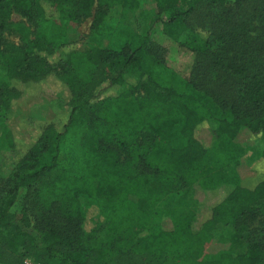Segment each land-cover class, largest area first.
<instances>
[{"label": "trees", "instance_id": "1", "mask_svg": "<svg viewBox=\"0 0 264 264\" xmlns=\"http://www.w3.org/2000/svg\"><path fill=\"white\" fill-rule=\"evenodd\" d=\"M202 1L229 7L245 0H156L163 32L240 77L236 100L194 82L177 90L149 47V32L125 48H72L83 19L91 17V32L102 34L128 0H0V124L43 82H59L72 97L61 129L49 121L6 175L0 169V264L30 257L43 264H264V152L260 180L249 189L233 154L212 151L222 138L239 143L250 134L264 142V65L236 53L233 38H202L185 25ZM12 10L32 29L9 23ZM4 30H25L24 43L5 41ZM88 66L93 72L80 89ZM130 71L142 93L133 113L122 88ZM29 114L49 118L52 109L36 99L19 116ZM203 125L208 135L196 136ZM4 139L13 150L11 127ZM181 190L195 210L209 193V216L195 225L170 214L151 230L157 207ZM81 196L105 211L89 233L81 226ZM254 223L257 234L244 242L242 232ZM206 247L207 259L184 256Z\"/></svg>", "mask_w": 264, "mask_h": 264}, {"label": "rangeland", "instance_id": "2", "mask_svg": "<svg viewBox=\"0 0 264 264\" xmlns=\"http://www.w3.org/2000/svg\"><path fill=\"white\" fill-rule=\"evenodd\" d=\"M159 10L156 0H128L127 7H121L114 17L108 18L105 26L102 27V34L91 32L92 18L83 19L77 31L78 40L73 49L83 52L90 47L98 46L109 49H120L130 45L145 32H149V47L155 50L163 62V65L173 73L171 84L177 89H183L185 82L204 87L207 91L216 95L219 99L236 100L242 79L229 74L224 69L213 64V58L208 53H200L189 50L170 38L163 32L162 19L159 17ZM9 23L21 25L31 30V23L26 17L12 10L8 19ZM185 25L202 38L216 39L219 36L226 39L233 38L232 46L236 53L244 52L252 65H264V0H245L240 5L220 7L210 5L202 1L197 4L190 16L185 20ZM22 32L4 30L2 37L5 41L22 45ZM130 33L135 36L130 38ZM32 36H29L31 39ZM234 50V51H235ZM239 53V54H240ZM93 72V68L84 67L83 79L79 88L82 89ZM135 75L133 71L126 73L123 89L128 93V104L131 113L135 112V101L142 96L141 91L133 88ZM27 92L26 89H24ZM114 90L106 92L101 98L113 95ZM68 90L59 82L46 81L30 88L28 96L21 102L7 120L0 124V169L4 176L15 161H17L36 140L43 126L49 121L57 129L67 119L68 103L71 101ZM39 99L49 103L52 115L29 114L27 118H20L19 114L25 111L32 101ZM55 115V116H54ZM11 127L15 147L6 151L4 132ZM204 125L200 126L196 136L208 135V129L204 133ZM230 151L239 161L238 171L241 177V184L245 188L252 189L260 180L259 157L264 152V142L256 135L248 134L241 142L233 143L225 138L218 140L212 151L219 153ZM80 212L82 216V230L89 233L97 229L105 218V211L97 206L92 200L85 196L79 198ZM200 202V201H199ZM209 193L205 200L201 201L197 210L192 207L191 197L181 190L176 194L167 197L156 209L155 219L150 229L154 230L162 217L170 214H179L189 217L195 225L199 224L204 216H209ZM258 224H252L242 232V240L249 241L255 237ZM210 254L206 248L190 250L184 253L187 259L204 260ZM26 264H43V261L35 260L33 257L25 259Z\"/></svg>", "mask_w": 264, "mask_h": 264}]
</instances>
